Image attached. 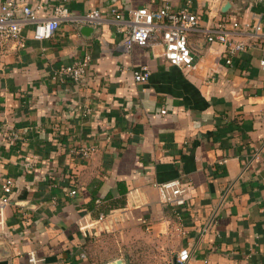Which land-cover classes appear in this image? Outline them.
I'll return each instance as SVG.
<instances>
[{"label":"crops","instance_id":"0c3cea01","mask_svg":"<svg viewBox=\"0 0 264 264\" xmlns=\"http://www.w3.org/2000/svg\"><path fill=\"white\" fill-rule=\"evenodd\" d=\"M186 1L69 0L71 14L98 10L103 20L63 22L41 41L26 25V47L0 60V197L2 180L15 181L0 264H31L30 254L36 264H97L93 243L119 247L103 264H127L125 247L165 246L176 234L169 264L186 247L193 264H264V42L239 34L249 46L229 68L216 64L224 47L207 42L210 30L249 22L262 0H190L193 71L166 62L159 44L125 53L129 27L110 15ZM86 55L81 83L55 79ZM140 67L145 83L132 76ZM175 179L188 185L180 220L156 188Z\"/></svg>","mask_w":264,"mask_h":264},{"label":"built area","instance_id":"2783aa9c","mask_svg":"<svg viewBox=\"0 0 264 264\" xmlns=\"http://www.w3.org/2000/svg\"><path fill=\"white\" fill-rule=\"evenodd\" d=\"M69 0H40L34 8L21 0H5L0 3V60L11 51H20L26 47L23 30L26 25L31 26L32 39L36 41L51 39L59 30L60 24L70 22L77 25H96L102 20V13L98 10L87 12L83 15H73L68 8ZM261 6L251 11V20L247 23H232L231 30L223 26L210 30L207 42L212 45L218 43L224 47V51L217 54L216 64L218 68H229L235 65L239 56L246 51L249 44L236 39L239 34H246L253 41L264 42V0L259 2ZM190 0L185 5L173 10L169 6H163L156 10L148 7L129 9L127 14L111 11L110 15L118 22L126 21L128 31L121 43L125 53H130L133 47L148 48L153 44H159L163 49V56L170 65L193 71L197 68L196 55L192 52L188 37L198 30L199 17L190 11ZM43 11L45 17L36 15L37 11ZM126 19V20H125ZM90 56L59 67L55 72V79L61 83H81L89 71ZM259 67L264 72V58L259 61ZM215 74V72L212 71ZM133 79L137 83L147 82L150 73L146 67H140L133 71ZM264 87V81H263ZM161 114H166L162 110ZM94 151V147H86L79 154L83 159H88ZM15 188V181L7 178L2 180L0 197V237L6 233V208L10 195ZM159 202L170 208L177 219L180 220L181 210L187 206L188 185L179 179L156 184ZM75 191L70 195L74 196ZM192 251L186 247L181 249L175 258L176 264H193ZM29 262L36 264L37 260L30 254Z\"/></svg>","mask_w":264,"mask_h":264},{"label":"rangeland","instance_id":"374dc122","mask_svg":"<svg viewBox=\"0 0 264 264\" xmlns=\"http://www.w3.org/2000/svg\"><path fill=\"white\" fill-rule=\"evenodd\" d=\"M179 235H175L173 240L161 246L160 242L151 244L152 242L144 241L142 245L136 247H125L123 250V256L127 259V264H169L172 256L170 250L176 245V240ZM89 254L98 261L97 264H103L102 260H105L113 255L117 254L119 247L115 244L102 245L100 243H93L89 247Z\"/></svg>","mask_w":264,"mask_h":264},{"label":"water","instance_id":"95a60500","mask_svg":"<svg viewBox=\"0 0 264 264\" xmlns=\"http://www.w3.org/2000/svg\"><path fill=\"white\" fill-rule=\"evenodd\" d=\"M89 31H91V29L90 28H88V27H83L82 29H81V32H85V33H87V32H89ZM113 264H123L120 260H118V261H116L115 263H113ZM176 264V263H175Z\"/></svg>","mask_w":264,"mask_h":264}]
</instances>
